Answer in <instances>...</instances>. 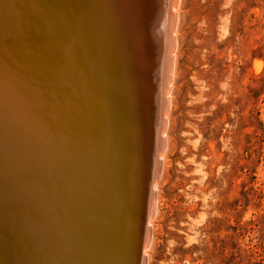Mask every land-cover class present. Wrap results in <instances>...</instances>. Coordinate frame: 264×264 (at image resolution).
Instances as JSON below:
<instances>
[{
  "label": "bare ground",
  "instance_id": "bare-ground-1",
  "mask_svg": "<svg viewBox=\"0 0 264 264\" xmlns=\"http://www.w3.org/2000/svg\"><path fill=\"white\" fill-rule=\"evenodd\" d=\"M176 1L0 0V264H143Z\"/></svg>",
  "mask_w": 264,
  "mask_h": 264
},
{
  "label": "rangeland",
  "instance_id": "rangeland-1",
  "mask_svg": "<svg viewBox=\"0 0 264 264\" xmlns=\"http://www.w3.org/2000/svg\"><path fill=\"white\" fill-rule=\"evenodd\" d=\"M179 1L143 264H264V0Z\"/></svg>",
  "mask_w": 264,
  "mask_h": 264
},
{
  "label": "water",
  "instance_id": "water-1",
  "mask_svg": "<svg viewBox=\"0 0 264 264\" xmlns=\"http://www.w3.org/2000/svg\"><path fill=\"white\" fill-rule=\"evenodd\" d=\"M122 132V131H121ZM107 167H108V165H105L104 166V169H107ZM103 169V170H104ZM115 176V175H114ZM142 218H144V216L142 217ZM120 220H118L117 222H116V226L118 227V229L119 228H121L120 226H121V224H120ZM136 223H137V220H136ZM141 229L143 230V227L145 226V221H144V219H142V221H141ZM134 242H135V238H134ZM138 247V250H137V252H138V254H139V258L141 257V259H142V257H143V255H142V248L140 247V244H139V246H137ZM134 249H135V246H134ZM143 262H144V258H143ZM133 263H134V261H133ZM132 262H131V264H133ZM138 263V262H137ZM136 263V264H137Z\"/></svg>",
  "mask_w": 264,
  "mask_h": 264
}]
</instances>
